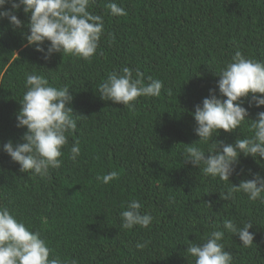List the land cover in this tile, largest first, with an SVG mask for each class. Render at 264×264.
Masks as SVG:
<instances>
[{"label":"trees","instance_id":"obj_1","mask_svg":"<svg viewBox=\"0 0 264 264\" xmlns=\"http://www.w3.org/2000/svg\"><path fill=\"white\" fill-rule=\"evenodd\" d=\"M115 2L126 15L114 17ZM10 5H6V8ZM89 11L103 17L104 33L97 54L83 60L55 54L49 60L25 46L21 31L0 21V145L22 142L17 127L26 73H38L57 88L68 86L77 131L62 149L63 161L50 176L21 173L0 148V205L50 247L51 256L78 264H193L188 241L201 242L214 226L232 219L252 222L253 245L242 247L225 232L222 243L233 264H264V202L242 193L220 199L229 182L238 186L252 174L264 177V160L241 155L229 182L204 176L184 163V149L199 141L192 113L213 91L220 97L216 73L237 50L264 62V0H95ZM24 22L29 17L17 13ZM48 42L43 45L47 49ZM163 82L159 97L138 98L134 108L100 98L98 86L123 67ZM250 99V97H249ZM244 107L255 120L264 106ZM248 124L215 139L234 143L250 136ZM79 141L80 156L70 159ZM205 151L209 145H198ZM115 171L103 184L98 176ZM137 199L154 219L148 228L120 227V213ZM211 205V207L209 205ZM143 243V249L136 244Z\"/></svg>","mask_w":264,"mask_h":264},{"label":"clouds","instance_id":"obj_2","mask_svg":"<svg viewBox=\"0 0 264 264\" xmlns=\"http://www.w3.org/2000/svg\"><path fill=\"white\" fill-rule=\"evenodd\" d=\"M93 3L95 0H0V21L7 20L13 31L27 28L28 32L21 31L27 42L25 46H34L46 61L55 54L90 60L97 54L104 33L103 17L89 11ZM107 8L114 17L126 15L115 2L109 3ZM21 10L29 17V23L24 24L18 17ZM216 75L223 99L210 91L209 97L195 105L192 115L199 141L187 146L183 156L185 164L198 168L204 176L229 182L241 155L252 157L257 163L264 160V111L257 112L255 120H250L244 107L245 100L249 107L264 106V62L248 58L237 50ZM24 87L19 101L21 108L16 115L17 127L26 129L22 142L9 140L0 148L19 165L21 173L45 178L50 176V170L62 166V149L68 144L69 136L77 131V116L69 107L73 94L68 86H52L48 79L35 72L25 74ZM163 87L159 79L149 78L145 84L138 71L134 76L133 70L125 66L119 72L109 73L97 90L102 100L131 109L138 98L159 97ZM245 123L250 136L238 138L234 143L215 139L221 130L231 133ZM201 144L209 145L208 150L198 146ZM80 153L79 141H76L70 148V159L76 162ZM249 174L252 178L241 180L238 186L229 182L228 190L220 192V199L228 201L234 199V194L242 193L249 201L264 202V177L250 170ZM117 175L111 171L97 179L108 184ZM120 217V227L124 230L137 226L148 228L154 219L150 213L142 212V204L137 199L127 203ZM252 227V222H244L241 226L226 219L223 230L214 226L201 242L188 241L185 253L193 259V264H233L231 252L225 250L222 243L225 232L237 236L242 247L247 248L253 245L254 234L249 231ZM145 246L136 244L137 249ZM51 251L39 231L31 230L7 206L0 205V264H78L75 258L70 262L59 255L50 258Z\"/></svg>","mask_w":264,"mask_h":264}]
</instances>
